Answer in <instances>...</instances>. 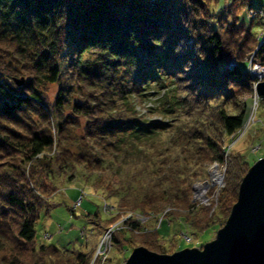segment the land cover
Instances as JSON below:
<instances>
[{"label":"trees","instance_id":"16d2710c","mask_svg":"<svg viewBox=\"0 0 264 264\" xmlns=\"http://www.w3.org/2000/svg\"><path fill=\"white\" fill-rule=\"evenodd\" d=\"M245 7L259 8L251 0H0V264L93 258L95 247L74 253L36 240L41 209L60 204L57 176L72 180L78 167L99 172L88 187L116 209L165 212L161 227L154 215L152 227L126 219L111 232L113 247L161 252L166 219L178 226L208 215L192 201V183L208 163H224L222 139L243 126L251 91L249 73L227 65L254 52L264 66L262 21H241ZM46 83L60 84L50 103ZM249 165L239 153L228 163L226 215ZM87 216L98 230L119 218Z\"/></svg>","mask_w":264,"mask_h":264},{"label":"rangeland","instance_id":"374dc122","mask_svg":"<svg viewBox=\"0 0 264 264\" xmlns=\"http://www.w3.org/2000/svg\"><path fill=\"white\" fill-rule=\"evenodd\" d=\"M226 1L229 0H222V2ZM251 2L264 10V0H251ZM249 8L250 7H245L240 14V20L245 23H248V20L251 19L249 16L247 17L248 13L246 10ZM260 19L262 24L258 25L255 30L259 32L261 31V41H263L264 17H261ZM12 27L14 26L5 24L3 29L12 33ZM191 42L192 40L190 38L187 39L189 47L191 46ZM236 63L243 71L248 72L252 78L249 85L251 91L245 96V116L249 102L252 99H256L257 103L254 108V117L247 128L244 129L243 125L241 129L236 131L233 135L223 137L222 151L224 163L222 164L216 161L208 163L203 174L192 183V201L195 202V204L209 207L208 217L200 212L197 214L198 218H195L193 213L194 219L191 218L187 221L184 217L179 218L178 226L174 223L168 222L166 219L167 224H165L162 229L164 240L163 251H161V253H173L174 251L185 247H202L205 242L212 240L215 237L217 230L224 225L229 215H226L228 212V203L223 204L221 200H219V197L221 189L225 186V173L227 168H229L228 163L231 162L232 156L237 153L243 155L244 159L250 164L248 169L258 158L264 157V99L261 100V96L256 92L257 83L264 80V66L254 58V52L245 61H230L227 66L230 67ZM15 76L19 79L21 78L20 74H15ZM59 86V83H46L40 86L43 95L47 98L49 103L53 101ZM161 95L162 91L154 92V95L146 101V104L151 105L157 103ZM137 109L144 112V108L137 107ZM152 118L160 119V116H153ZM80 131V127H77L76 133L78 134ZM56 152L57 150L54 147L48 154L54 156L56 155ZM214 166H217L222 177L219 182L211 184V186L205 190L204 194L200 195L197 192L196 185L198 183L210 181V169ZM66 176H68V174ZM66 176H57L60 190L52 199L60 204L51 208L49 213H46L44 208L40 211V218L35 226L37 243H54L57 246L73 251L74 253L77 251L87 252L95 247L94 256L97 257V255H100L101 264L123 263L136 246L130 243L126 245L124 244L120 248L111 245V249L107 252L108 254L103 251L104 247L99 251L107 233L113 230L114 227L115 229L123 227V222L128 218L139 220L137 219V215H139L140 218L147 217L142 219V221H139L142 224L148 222V225L152 227L155 224L154 218L158 215H154L152 212L149 214H143L137 210L134 211L125 208L116 209L113 205V200L110 197H107L100 192H95L88 187L98 178L99 172L97 171L89 175L83 168L78 167L74 172V178L72 180L68 181ZM79 190L83 191L82 203L79 206H75L74 203L78 199L79 194H81ZM105 202L107 203L106 205L104 204ZM201 206L196 205V209L198 208L199 211V207ZM71 207L75 208L74 214L71 211ZM97 211H99L100 216L103 219L106 218L107 212L117 213L119 214V218L110 225L107 231L102 228H99L98 230L94 223L95 221H93L95 218L87 216L89 213ZM151 215H154V218H152ZM198 220L201 221L197 223ZM175 228L177 234H174ZM105 253L107 255H105ZM91 264H95L94 259Z\"/></svg>","mask_w":264,"mask_h":264},{"label":"water","instance_id":"95a60500","mask_svg":"<svg viewBox=\"0 0 264 264\" xmlns=\"http://www.w3.org/2000/svg\"><path fill=\"white\" fill-rule=\"evenodd\" d=\"M24 81L21 77L16 83ZM256 92L264 95V80L257 83ZM121 264H264V157L243 175L237 199L212 240L173 253L136 246Z\"/></svg>","mask_w":264,"mask_h":264},{"label":"bare ground","instance_id":"6f19581e","mask_svg":"<svg viewBox=\"0 0 264 264\" xmlns=\"http://www.w3.org/2000/svg\"><path fill=\"white\" fill-rule=\"evenodd\" d=\"M256 103H257V100L256 99H252L249 102V104H248L247 111H246V116H245V120H244V124H243L244 125V129L247 128V126H249L250 122L252 121V119L254 117V108L256 106ZM220 178H221V174L219 173V171L217 169V166L212 167L210 169V181H206L204 183H198L196 185L197 192L200 195H203L204 192H205V190L209 186H211V184H215V183L219 182L220 181ZM95 258H96V256H93V258L88 263H91L93 261V259L95 260Z\"/></svg>","mask_w":264,"mask_h":264},{"label":"built area","instance_id":"2783aa9c","mask_svg":"<svg viewBox=\"0 0 264 264\" xmlns=\"http://www.w3.org/2000/svg\"><path fill=\"white\" fill-rule=\"evenodd\" d=\"M247 11V17L249 16L251 19L252 18H255V17H264V10L261 8H249L248 10H246ZM222 177V176H221ZM80 192H81V194H79V196H78V199L75 201V206H79L80 204H81V201H82V196H83V191H81L80 190ZM105 205L107 204L106 202L104 203ZM165 216H164V213H162L161 215H159L158 216V218H157V227H161L162 226V223H163V221H164V218ZM126 218H128V217H126ZM145 218H147V217H141L140 218V216L139 215H137V219H139L140 221H142V219H145ZM115 229V228H114ZM107 231V230H106ZM111 232H112V230L110 231V232H108L107 233V235H106V238H105V240H104V242L101 244V247H100V250L99 251H101L102 250V248H103V251H105L106 253L108 252V250L110 249V247H111V241H110V237H111ZM105 253V255H107ZM104 255V256H105ZM100 256V255H99ZM91 264V263H90Z\"/></svg>","mask_w":264,"mask_h":264}]
</instances>
